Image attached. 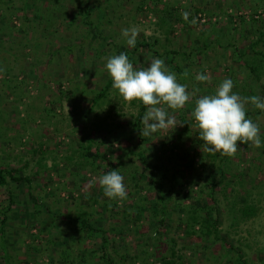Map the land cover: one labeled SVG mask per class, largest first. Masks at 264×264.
I'll list each match as a JSON object with an SVG mask.
<instances>
[{
  "label": "rangeland",
  "instance_id": "obj_1",
  "mask_svg": "<svg viewBox=\"0 0 264 264\" xmlns=\"http://www.w3.org/2000/svg\"><path fill=\"white\" fill-rule=\"evenodd\" d=\"M92 1V8L88 7L89 0H6L5 4H0V65L4 69L5 66L13 65V72L24 69L18 77L6 74L8 82H4L5 73L0 68V165L23 167L30 160L24 174L33 178L31 191L42 204L39 219L33 225L34 221L28 219L26 209V204L29 203L30 210H33L28 184L16 186L11 183L0 187V241L5 240L14 264H63L57 260L54 263L50 261L47 253L54 252L58 259L60 249H65L63 245H58V249L51 250L46 243L50 238L64 242L74 256L84 251L86 245L97 247L101 239L84 242L82 234L76 233L65 217L67 213L74 214L78 207L101 209L100 203L107 201L110 206L103 215L107 219L105 226L123 224V209H131L133 201L142 202L139 197L151 188L145 180L140 185L142 188H139L135 185L136 180L131 178L134 168H142V164L136 155L127 153L130 148L137 150L138 147H144L151 161H164L172 168L186 169L190 180L195 177V173H205L203 168L208 169L212 162L211 156L206 157L203 166L199 167L198 158L194 167L186 166L188 157L195 154L194 147L197 146L195 141L198 129L192 119L196 99L202 95L214 94L216 87L225 78L232 79V91L237 92L241 98L244 97L241 91H247L248 83L255 86L257 96L261 93L262 88L255 85L254 80L248 76V70L233 62L234 45H228V41L241 47L248 43V33L256 27L250 16L256 13L255 17H264V0H163L167 4L179 6L183 15L191 14L193 17L186 28L175 23L168 38L160 30H156V6L152 0H145L143 9L139 8L142 0ZM25 3L31 4L34 9H28L32 22L24 20ZM165 3L159 6L163 7ZM196 7L201 9L197 13ZM38 8L41 13L38 15L41 16L35 15L34 11ZM88 8L90 16L86 17ZM226 9H229L231 16L224 11ZM240 15L245 16V19L237 27V22L233 21ZM86 21H90L92 25ZM95 22L98 23V28L97 25L93 26ZM23 26L26 32L18 30ZM124 28L136 29L134 46L127 45L126 38L122 35ZM245 29H248L247 32ZM98 30L102 32V36H98ZM258 30L259 28L256 31ZM156 37H160V42L154 43ZM206 37L212 39V48L208 52H202ZM143 39L156 49L155 52L153 48L139 45ZM219 42L227 46L224 44L225 47L221 48ZM27 44L30 46H26ZM81 44L84 46V53L79 50ZM136 46L138 48L133 52ZM165 48L186 53L185 56L174 58V62L182 67L181 72L171 68L172 63H169ZM126 49L129 51L125 52ZM121 52L126 53L135 69L146 68L154 57L163 59L167 69L176 74L177 81L186 84L187 91L192 93L183 108L166 109L174 115L175 125L158 130L152 136H142L145 139L143 141H140L138 132L132 131L131 125L127 124L137 117L138 101L123 100L116 89L111 88L108 98L85 115L96 93L110 78L105 68L107 58ZM97 53H101L99 58ZM197 73H207L209 79L205 82L196 81ZM234 76L237 82L233 80ZM7 83L15 92L7 87ZM245 109L246 112L257 110L250 102L245 104ZM182 113L185 114L186 125L181 119ZM252 117L260 129L261 145L257 147L251 142L241 144L238 141L237 151L230 156V167L233 174L247 167L246 186L252 188L249 181L252 178L257 190V185L264 187V175L257 169L255 159V155L264 149V111L258 115L253 114ZM111 123L122 124L110 133L108 128L112 126ZM186 126L188 129L184 132ZM84 136L102 141L101 151L105 153V160L98 162V167L84 163L64 164L68 154L74 157L73 163L76 161L78 157L73 149L77 146L76 142ZM41 146L45 150L43 157L41 153L34 152L35 148ZM197 148L201 150L200 145ZM262 157L264 158V153ZM39 158L45 166L38 165ZM34 167L40 168L38 174H34ZM112 169H117L124 177L127 191L124 199H110L100 191L99 177ZM181 181L177 188L190 186L186 177ZM154 192L155 188L152 190L153 195ZM89 196H99V202L94 203L88 199ZM174 197L171 202L173 206L180 203L179 197ZM10 199L12 208L7 210ZM114 202L120 206V211L116 214V209L112 208ZM262 205V211L257 217L239 222L235 221L234 214L223 209L220 235L226 237V242L187 235L182 228H174L172 233L184 253L179 264H232L220 255L225 251L223 246L229 248L232 253L229 255L232 257L243 248L252 257V264H263L264 199ZM4 212L6 220L2 222ZM148 213L145 211L140 221L142 231L155 237V233L148 229L153 225ZM99 217L95 213L92 220ZM171 217V224L175 225L178 211L175 210ZM110 236L116 237L111 251L112 246H116L120 253L125 252L123 245L126 243L128 256L136 252V246L143 245H137V236L134 234L124 239L114 232H110ZM153 239L149 241L151 251L158 253L165 250L162 241ZM32 243L34 246L43 245V256L37 248L30 246ZM140 256L142 262L138 261L137 264H149V261L143 262L147 257L145 253ZM116 258L120 261L119 264H130L129 259L121 260L118 254ZM4 260V250L0 245V264H4ZM95 263L100 264L96 260Z\"/></svg>",
  "mask_w": 264,
  "mask_h": 264
},
{
  "label": "trees",
  "instance_id": "obj_2",
  "mask_svg": "<svg viewBox=\"0 0 264 264\" xmlns=\"http://www.w3.org/2000/svg\"><path fill=\"white\" fill-rule=\"evenodd\" d=\"M144 1L145 0H142L139 3L140 9H143ZM3 3L5 4L6 0H0V4ZM92 3L93 1L89 0L88 7H94L90 6ZM152 3L154 6H156L154 9L155 14L157 15V20L154 23L156 30H160L164 35H166V38H168L170 32L174 29L175 23H180L182 28H186L193 18L191 14H189L188 16L183 15L179 6L167 4L163 0H152ZM164 3L165 6H159ZM30 5L25 3V5L23 6V16L24 20L27 22H32V19L29 17L28 9H34ZM35 10V15L41 16L38 15L41 14L39 8ZM200 10V7H196L195 13L199 12ZM224 11L231 16V13H229V9H226ZM255 14H252L250 16L251 22H255L256 27H254V31L248 33V43H245V45L241 47L236 43H232V41H228V45H234L233 62L238 63L240 67H245L248 70V76L252 80H254L255 85H258L262 88L260 97H264V17L260 18L259 16L257 18L255 17ZM85 15L86 17L90 16L89 8L85 12ZM244 19L245 16L240 15L238 19L233 21V23L237 22V27H240V22H242ZM72 21L74 22V18L72 19ZM86 22L92 25L90 21ZM97 24L98 23L95 22L93 23V26ZM257 28H259L258 31H256ZM25 29L26 28L23 26L18 30L21 32H26ZM245 30L247 32L248 29ZM97 32L98 36H102L101 31L98 30ZM105 40H107V38ZM155 42H160V37H156L154 43ZM219 43L220 44L218 45L221 48L225 47V43ZM211 44L212 39L206 37L203 41L201 51L208 52V49L212 48ZM139 45L143 48H153L152 50H154V52L156 50L145 39L140 40ZM26 46L30 45L27 44ZM137 46L134 47L133 52L138 48ZM68 49L72 50L71 47H69ZM6 50L9 51V48ZM79 50L84 53L85 49L82 44L79 46ZM128 51V49L125 50V52ZM156 52L158 53V51ZM165 53L167 54V58L170 59L169 63H172L171 68L177 70L178 72H181L182 67L174 62V58L179 55L185 56L186 53L177 49L167 48H165ZM100 54L101 53L96 54L97 58L100 57ZM3 67L4 66L0 65L1 70H4L5 73V77L3 79L4 82H8L6 74H11L14 77H18L19 74L24 70L23 69L18 72H13V65L5 66V69ZM233 80L237 82L235 76ZM8 84L9 83H7V87L9 88ZM111 88L112 80L110 77L109 79H107L102 89L98 91L96 93V96L92 99V105L88 107L85 113L86 116L95 108V106H97L98 103H102L106 98H108ZM9 89L14 91L13 88ZM241 93L244 94V97L257 95L255 86H253V84L251 83H248L247 91L243 90L241 91ZM138 110L139 111L137 117L134 120L131 119L130 121H128L127 124L131 125L132 131L138 132L140 141H143L145 139L140 134V129L143 126V124L141 123V117L146 111V106L139 101ZM260 112V109H257L256 111H252L251 109L250 111L246 112V116L251 118L253 121L252 115H258V113ZM181 119L186 125V117L184 113L181 114ZM192 119L194 120V118ZM111 124L112 126H109L108 128V132L110 133L119 128L122 123L118 125L114 123ZM187 129L188 126H186L183 131L186 132ZM198 132L199 130L196 133ZM182 135L183 134L181 132L180 136L182 137ZM76 143L77 146L75 149H73V152L77 153L78 158L73 163L72 161L74 160V157L72 156V154H68L65 156L66 161L63 162L64 164L77 165L84 163L87 165H96V167H98L99 164L97 163H101L105 160V153L101 151L102 141H94L89 139V137L84 136L81 137ZM201 143L202 141H200L199 137H197L195 144L198 146ZM197 146L194 147L195 154L191 157H188L186 166L194 167L196 158L200 160L199 167L200 165L203 166L204 160L207 156H211L212 162L209 164L208 169L206 167L203 168L205 173H195V177L191 178V180L189 179V176H187V171L184 168H172L164 161H151L148 158L144 147H138L137 150H134L132 148L128 149L129 151H127V153L136 155L138 161H140V163L142 164V168L136 166L134 168V172H132V174L130 175L131 178L136 180L135 185L139 188H142V186L140 185L141 183H144L143 180L147 181L148 185H151V188L148 189V192L145 195L139 197L142 202L137 203L133 201L131 209L124 208L122 211L121 219L124 220V223H120L119 225L112 224L109 227L105 226V221L107 219L103 216L104 212L110 206L107 201H103L102 203H100L101 209L97 208L90 210L87 207L83 206L78 207L74 214L67 213L65 217H67L68 222L73 226L74 231L76 233L80 232L82 234L84 242L98 238L101 239L100 244L97 247H90L86 245L84 247V249L86 248L84 251H80L78 255L74 256L70 252V250H68V247L65 246L64 242H58L50 238L46 243H48V245L52 248L51 250L54 251V248H56L58 245H63L65 247V249L63 250L60 249L58 259L55 258L54 252L47 253L50 255V261L54 263L55 260H57L58 262H61L63 264H96V260L100 264H119L120 261L117 260L118 258H116V255L118 254L121 260L129 259L130 264H137L138 261H141L140 255H143V253H145L147 257L144 258V263L149 261V264H179L181 259L183 258L184 253L183 249L178 246L177 238L172 233L174 231V228L176 227L182 228L184 233L187 235L208 237L215 242H226V237L220 235V220L223 209L225 210V212L229 211L228 213L234 214V219L236 222L248 221L257 217L263 208L262 200L264 199V187L260 188V185H257L256 190L255 181L254 179L250 178L249 181H251L253 185L250 189L246 186L248 183V179L245 178V175H248V172L247 170H245V168L247 167L240 170L239 173L233 174L230 167V162H232L230 156H221L218 153H204L202 150L198 149ZM34 152L41 153V157H43L45 154V150H43L42 146L37 149L35 148ZM263 153L264 149H262L260 153H257V155H255V159L258 163L257 169L260 170L264 175V158L262 157ZM40 158L37 159V163L39 166H43L44 163L42 164ZM29 164L30 160L26 161L23 167H17L13 165H0V187L8 186L11 183L15 184L16 186H20L24 183L28 184L30 200L33 202V210H30V206L28 205L29 203L26 204V209L27 213H29L28 219H33L34 225L35 222L39 219L38 214L41 212L42 204L41 202H38L37 197L31 191L33 178L24 174V169L29 166ZM33 170L34 174H38L40 168L34 167ZM234 175H236V180L234 179ZM185 177L187 183H190V186L188 188H177V185L182 183L181 179ZM237 184L239 185V187H237ZM153 187L156 189L154 195L152 194V190L154 189ZM100 191L102 192V194H104L102 187H100ZM254 192H256V194H254ZM10 195L13 196L12 193ZM174 196H178L180 201V203L175 206H173L171 203L175 199ZM98 197L99 196H89L88 199L91 201L93 200L94 203H97L99 202ZM11 208L12 200L10 199V202L7 205V210ZM112 208L116 209L114 214L120 211V206L117 202L113 203ZM175 210L178 211V221H176V224L173 225L171 224V215ZM145 211L149 212L148 216L153 220V225L148 227V229L150 228L151 231L155 233V237H152L150 233H145L142 231V224L140 223V221ZM5 213L6 212H4L3 214L2 222H5L6 220ZM95 213H98L100 217L93 221L92 218ZM110 232H114L115 235H120L122 239L126 238L130 234H134V236H137L135 239L137 245H140L139 243H143V245L140 247L136 246V252H134L133 255L129 256L127 254L126 247L128 246L126 243L125 245H123V248L126 249L125 252L120 253L116 246H112L113 251H111V245L116 241V237H111ZM151 239L162 241L164 243L165 250L159 251L158 253L157 251H151L149 244V241ZM0 245L4 250V264H14V258L12 254L8 253V249L5 246L4 239L0 241ZM30 246H34L33 243ZM34 247L37 248L39 250L38 252H41V256H43V245H36ZM223 248L225 249V251L221 252L220 255L226 257L228 263H253L250 254L243 248L237 251V255L235 257L229 255L232 253H230L231 251H229V248L227 246H223ZM262 259L264 260L263 257Z\"/></svg>",
  "mask_w": 264,
  "mask_h": 264
},
{
  "label": "clouds",
  "instance_id": "obj_3",
  "mask_svg": "<svg viewBox=\"0 0 264 264\" xmlns=\"http://www.w3.org/2000/svg\"><path fill=\"white\" fill-rule=\"evenodd\" d=\"M122 35L128 46L135 45V28L122 29ZM105 68L111 77L112 88L118 91L123 100H137L146 106L141 117L143 127L140 129L144 137L175 125L174 115L166 109L183 108L192 95L187 91V85L177 81L176 74L167 69L161 58L154 57L146 68L135 69L126 53L121 52L108 57ZM208 79L207 73H197L195 76V80L200 82ZM233 87L232 79L225 78L214 94L202 95L195 101L192 116L199 130L203 152L231 156L237 151L238 141L241 144L251 142L257 147L261 145L260 129L246 116L245 104L250 102L264 111V97L252 95L241 98L232 91ZM98 183L104 195L110 199L121 200L127 196L124 177L117 169L104 172Z\"/></svg>",
  "mask_w": 264,
  "mask_h": 264
}]
</instances>
